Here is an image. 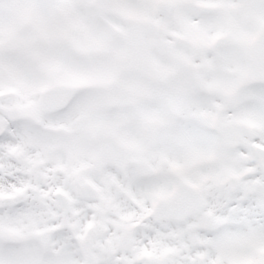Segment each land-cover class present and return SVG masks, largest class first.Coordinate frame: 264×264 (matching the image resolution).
<instances>
[{"label": "snow or ice", "instance_id": "1", "mask_svg": "<svg viewBox=\"0 0 264 264\" xmlns=\"http://www.w3.org/2000/svg\"><path fill=\"white\" fill-rule=\"evenodd\" d=\"M0 264H264V0H0Z\"/></svg>", "mask_w": 264, "mask_h": 264}]
</instances>
